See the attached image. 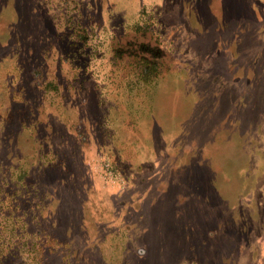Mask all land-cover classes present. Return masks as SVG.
Segmentation results:
<instances>
[{
	"label": "rangeland",
	"instance_id": "1",
	"mask_svg": "<svg viewBox=\"0 0 264 264\" xmlns=\"http://www.w3.org/2000/svg\"><path fill=\"white\" fill-rule=\"evenodd\" d=\"M146 3L162 8L158 22H162L167 40L166 56L171 62L169 71L160 80L163 108L182 112L187 102L183 85L194 83L199 90L205 91L209 110L215 114L218 111L217 121L200 117V122L191 120L185 130L177 133H174L176 125L164 126L161 133L157 122L152 124V129L141 132L139 128L133 133L131 126L122 129L140 137L139 144L146 147L138 151L134 145L120 141L122 159L116 155L119 159L115 161L136 167L135 175L126 180L113 165L107 171L104 169L105 155H96L90 165L99 174L90 175L81 189L76 191L68 185L61 197L53 193L50 199L58 212L64 214L61 232L76 238L80 252L95 264H100V253L90 244L100 235L96 228L101 226L102 229L104 224L118 235H109L103 248L112 247L114 239L118 243L126 231L128 237L138 239L134 252L148 256L149 264H179L187 259L189 262L185 264H264V0H0V156L6 153L8 159L10 156L17 161L15 153L19 156L22 151L24 163L36 162L37 146L31 136L32 128L22 127L31 117L30 109L32 116L34 113L45 125L51 144L59 154H71L66 144L71 131L77 130L79 134L85 129L94 131L93 120L102 116L103 110L97 105L100 100L98 85L89 80L90 74L78 76L85 87L77 99L83 103L85 113L73 106L75 95H79L74 90L67 92L65 99L61 97L60 102L55 96L43 94L35 87V82L46 72V66L58 74L59 66L62 68L64 57L54 52L57 43L54 40L65 31L63 24L71 17L67 13L81 9L83 20L98 29L109 27L119 39L121 33L127 32L131 23L138 20L137 11ZM78 19L75 14L74 20ZM39 50L40 57L46 60L39 66V75L35 76L34 64L39 63L36 59ZM104 66L108 68L109 65L106 62ZM181 67L185 71L177 75ZM67 69L66 65L65 72ZM245 83H248L246 89L243 88ZM21 84L25 89L20 88ZM61 86L70 88L67 84ZM239 93L240 102H233ZM24 95L28 97V105ZM63 100L66 105L62 107ZM241 113L242 120L238 118ZM157 116L161 124L164 118ZM148 131L151 133L145 135ZM3 136L8 137L7 143ZM247 136L252 138V145L239 148L240 140L250 141ZM214 137H220L219 143L224 142L222 147L228 146L232 151L224 161L226 175L222 173L217 178L223 183L225 199L218 198L206 206L189 194L192 193L189 166L198 156L192 142H205ZM231 139H235V143H229ZM81 140L78 146L74 144V149L80 153L77 158L86 161L95 151L87 140ZM217 146L211 151L221 150V145ZM241 151L247 153L242 159L239 158ZM247 157H252L253 161L245 169L243 163ZM210 161L202 159L201 164L197 161L196 164L205 166ZM78 164L73 162L75 169L79 168L80 162ZM176 209L180 210L176 216L188 219L192 226L191 240L180 248L166 246L164 251L160 250L158 220L163 216L173 220L172 211ZM74 210L83 212L86 220L78 233ZM218 224L221 229L217 230ZM206 237L211 245H206ZM146 238L152 243H144ZM127 241L130 242V238ZM129 257L132 264L142 260L136 254ZM49 260L61 264L62 254L51 252ZM109 261L122 264L121 259L113 256Z\"/></svg>",
	"mask_w": 264,
	"mask_h": 264
},
{
	"label": "trees",
	"instance_id": "2",
	"mask_svg": "<svg viewBox=\"0 0 264 264\" xmlns=\"http://www.w3.org/2000/svg\"><path fill=\"white\" fill-rule=\"evenodd\" d=\"M150 4L146 3L138 9V20L133 21L128 31L121 33L122 36L119 39L116 38L115 33L109 27L102 26L99 30L98 26L95 28L88 20H83L80 13L82 12L81 9L80 12L73 9L71 13H67L71 14V17L68 22L63 24L65 31L59 33V38L55 39L54 37V41L57 42L54 52L59 57H64L62 68L60 69L61 66H59L58 74L56 70L49 69L46 66V72L35 82V87L41 90L43 94L47 93L50 96H55V99L58 100L61 97L65 99L66 93L74 90L75 94L78 93L79 95H75L73 106L78 108L81 113H85L83 103L77 99L82 96L83 93L81 92L85 87L83 81H79L78 76L79 74H90L89 80L96 81L98 85L97 93L100 100L97 105H100L103 114L93 120L94 131L85 129V132L82 131L81 134L77 130L71 131L68 136L69 139L66 140L71 154L67 153L65 155L59 154L60 152L51 144L45 125L39 120L40 118L35 117L34 113L32 116L31 107L29 106L31 117L23 123L22 127L32 128L31 136L37 146L34 156L36 162L24 163L22 151L19 152V156L17 152L15 153V156L18 157L17 161L10 156L8 159L6 153L0 156V264H54L49 260L51 252L62 254L63 261L61 264H81L84 261H91L89 264H95L92 259L80 252L81 248H78L76 238L69 233L66 234L63 231V234L61 232L63 218L65 217H63L64 214L61 211L58 212L55 206L51 204L50 199L53 193L61 197V192L68 185L77 191L84 186L85 180H88L90 175L99 174V172H94V167L90 165L96 155H105L106 166H104V169L107 171L113 165L114 169L126 180H129L130 175L134 176L136 167L118 164L115 161L119 158L122 159L123 147L120 143L121 140H124L125 144L134 145L138 151L146 148L143 144H139L140 137L125 133L128 126H131L134 133L139 128H141L140 132L143 129H152V124L157 122L159 128H161V133L164 126L170 127L172 125V127L176 125L174 133H177L185 130V126L191 120L200 122V117L204 116L203 119H216L218 111L215 114L209 110L205 91L199 90L194 83L183 85L182 89L187 95V102L182 112L163 108V99L161 100V95H159L160 80L169 71L171 62L169 57L166 56L167 40L163 33L162 22H158V14L162 12V8L160 5ZM75 14L78 16V20H74ZM141 22L144 24L142 25ZM40 56L41 52L39 50L36 56L39 63L34 64L36 67L35 76L39 75V66L46 60V58L43 59ZM60 61H62V58ZM106 62L109 65L108 68L103 67ZM66 65L68 69L65 72ZM82 71L83 73H81ZM184 71V67L179 68L177 75H182ZM242 79H245V76ZM62 84H67L70 88L61 86ZM245 86L248 87V83H245L244 89H246ZM178 87L181 86L178 85ZM20 88L25 89V86L21 84ZM60 92L61 94H59ZM24 98L28 105V97L24 95ZM62 99L59 101L61 102ZM64 102L65 100L61 104L62 107L66 105ZM233 102H240V93ZM183 111L185 112L183 113ZM157 115H162L164 118L161 124L158 122ZM239 117L242 120V113ZM218 119L222 118L218 117ZM216 121L217 119L215 123ZM74 125L76 126V122H74ZM245 127L242 129L244 137L246 136ZM54 130H57L55 126ZM150 133L151 131H148L145 135ZM205 134H201V136ZM153 135L155 136L157 133L153 132ZM80 136H82V140H87V144H91L93 151H95L93 156H89L86 161L79 160L77 156L80 153H76V149H74V144L77 146L80 144ZM7 138V136H3L5 143H7ZM64 138H66L65 135ZM125 138L127 139L125 140ZM219 138L214 137L200 143L196 140L192 142V148L198 151L197 164H201L202 159H211L205 166L197 165L196 161L189 166L190 176H192V186L190 187L192 193L189 194L196 196V199L202 201L206 206H210L218 198L225 199L223 183L217 178L222 173L226 175L227 169L224 161H226V156L229 155V151H232V149L228 146L222 147L224 142L220 144ZM247 138L250 137L247 136ZM153 139L158 141L155 137ZM251 140L252 138H250V141L246 138L240 140L241 147L239 148L246 149L248 146L250 147L253 143ZM208 141L209 143H207ZM231 142L235 143V139H231L229 143ZM109 144L112 145L109 146ZM216 144L221 145V150L211 151L212 148L219 147H216ZM84 149L90 151L91 148ZM161 153L162 151H160ZM116 155L120 157L116 159ZM239 155L236 156L242 159L247 153L241 151ZM252 161V157H247V161L243 163L245 169H248ZM73 162L76 163V166L80 162L79 168L75 169L76 166L73 165ZM193 167L195 171H193ZM196 170L198 171L196 172ZM63 173L66 175L63 176ZM52 177L56 181H52ZM167 186L170 188L171 182ZM215 210L220 213L219 210ZM179 211V209L172 211L173 220H168L165 216L160 217L158 220L157 233L160 234L159 242L162 243L160 250L164 251L166 246L180 248L181 245L184 246L191 240L192 226L188 219H179L176 216ZM59 213L60 215H58ZM73 217L78 221L73 220L75 221L76 233H78L84 228L85 216L83 212L79 213L74 210ZM104 225L102 229L101 226L100 229L96 228L100 235L90 244V247L94 248L95 251H99L100 264H110L109 259L111 256L121 259L122 264H132L129 257L132 254H136L139 260L142 258L141 262L137 264H149L150 258L148 256L142 257L140 256L142 253L134 252L135 243L138 239H135V235V238L132 236L131 239L127 236L126 231L120 236L118 243L114 239L113 248L111 246L103 248L102 244L107 242L109 235H118L114 229L112 230L106 224ZM220 226L218 224L215 228L217 230L221 229ZM97 231L95 234H97ZM128 238H130V242L127 241ZM205 241L206 245H211V240L208 237ZM144 243L149 244L152 241L146 238ZM54 248H59V250L57 251ZM187 261L188 259L182 260L179 264H185ZM154 264L159 263L154 262Z\"/></svg>",
	"mask_w": 264,
	"mask_h": 264
}]
</instances>
